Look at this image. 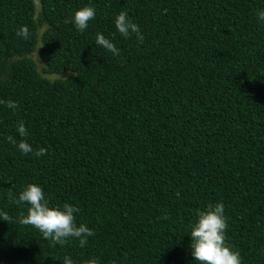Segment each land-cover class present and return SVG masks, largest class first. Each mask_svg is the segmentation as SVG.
I'll list each match as a JSON object with an SVG mask.
<instances>
[{
  "label": "trees",
  "instance_id": "16d2710c",
  "mask_svg": "<svg viewBox=\"0 0 264 264\" xmlns=\"http://www.w3.org/2000/svg\"><path fill=\"white\" fill-rule=\"evenodd\" d=\"M96 12L84 31L78 7ZM264 0H0V264H199L196 209L222 201L226 242L264 264ZM127 11L142 43L122 37ZM28 37L17 35L21 26ZM114 40L118 55L95 43ZM37 55V59L36 56ZM52 76H55L52 78ZM23 121L40 157L5 137ZM28 182L78 207L81 247L17 222ZM189 234V235H188Z\"/></svg>",
  "mask_w": 264,
  "mask_h": 264
},
{
  "label": "clouds",
  "instance_id": "9594fccd",
  "mask_svg": "<svg viewBox=\"0 0 264 264\" xmlns=\"http://www.w3.org/2000/svg\"><path fill=\"white\" fill-rule=\"evenodd\" d=\"M95 15V9L91 5H85L72 11L69 22L78 31H84ZM255 15L258 22L264 25V7L258 8ZM113 23L122 37L128 38L134 35L138 42H143L144 36L140 25L130 18L127 11L117 12L113 17ZM28 34V28L23 25L17 31V35L24 38H27ZM95 43L113 55H118L120 52L114 40L103 33L95 34ZM0 104H5L13 111L18 108L17 102L11 99L6 101L0 99ZM15 132L16 136L8 135L5 139L15 145L21 153H32L37 157L46 153L45 147L34 149L25 139L29 133L22 120L16 123ZM9 198L27 206L25 211L20 213L17 222L34 226L44 239H50L54 244L62 246L72 238L84 247L88 243V237L94 234L92 228L85 223H77L75 213L79 211L78 207L70 203L50 204L44 190L37 183H25L15 195L10 193ZM224 207L222 201H209L202 208L196 209L194 218L188 226L190 230L188 235L191 238L190 253L193 260L198 261L199 264H241L240 253L226 242L225 230L228 225ZM0 219L7 221L10 217L0 212ZM61 264H74V261L71 256L65 255ZM88 264H96V262L90 260Z\"/></svg>",
  "mask_w": 264,
  "mask_h": 264
},
{
  "label": "rangeland",
  "instance_id": "374dc122",
  "mask_svg": "<svg viewBox=\"0 0 264 264\" xmlns=\"http://www.w3.org/2000/svg\"><path fill=\"white\" fill-rule=\"evenodd\" d=\"M36 57V59H37V55L35 56ZM55 76H52V78H54Z\"/></svg>",
  "mask_w": 264,
  "mask_h": 264
}]
</instances>
